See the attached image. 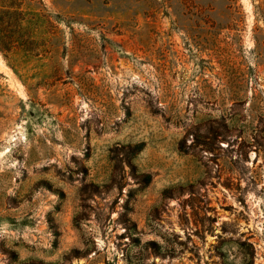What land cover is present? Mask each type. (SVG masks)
Instances as JSON below:
<instances>
[{
  "label": "rangeland",
  "instance_id": "obj_1",
  "mask_svg": "<svg viewBox=\"0 0 264 264\" xmlns=\"http://www.w3.org/2000/svg\"><path fill=\"white\" fill-rule=\"evenodd\" d=\"M0 51V264H264V0H22Z\"/></svg>",
  "mask_w": 264,
  "mask_h": 264
},
{
  "label": "trees",
  "instance_id": "obj_2",
  "mask_svg": "<svg viewBox=\"0 0 264 264\" xmlns=\"http://www.w3.org/2000/svg\"><path fill=\"white\" fill-rule=\"evenodd\" d=\"M26 14L22 11V0H0V51L13 53L24 48L33 51L34 40L23 30Z\"/></svg>",
  "mask_w": 264,
  "mask_h": 264
}]
</instances>
